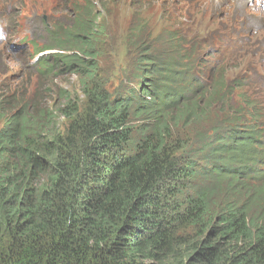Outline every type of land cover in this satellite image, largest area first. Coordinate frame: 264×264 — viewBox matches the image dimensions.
I'll return each mask as SVG.
<instances>
[{
    "label": "trees",
    "instance_id": "1",
    "mask_svg": "<svg viewBox=\"0 0 264 264\" xmlns=\"http://www.w3.org/2000/svg\"><path fill=\"white\" fill-rule=\"evenodd\" d=\"M84 2L71 28L53 9L63 22L45 26L37 54L58 53L36 68L75 75L80 99L0 96V264H264V108L247 94L257 83L232 80L228 60L212 66L183 34L131 38L134 82L112 94L98 74L96 1ZM140 5L182 21L165 1Z\"/></svg>",
    "mask_w": 264,
    "mask_h": 264
},
{
    "label": "rangeland",
    "instance_id": "2",
    "mask_svg": "<svg viewBox=\"0 0 264 264\" xmlns=\"http://www.w3.org/2000/svg\"><path fill=\"white\" fill-rule=\"evenodd\" d=\"M95 1L97 21L105 32L100 45L98 74L110 93L117 94L128 82H134L135 48L131 38L135 41L160 42L173 35L179 39L184 34L187 42H193L191 51L201 46L198 54L204 60L205 43L215 41L221 35L217 32L223 28L225 32L237 35L233 37L234 40L245 41L246 44L241 53L227 61L229 76L238 81L259 80L260 84L253 85L252 92L247 94L258 97L264 108V12L255 10L250 0H158L165 1L167 6L177 10L182 15L181 22H175L174 17L172 22H165L166 16L162 18L156 7L144 8L140 5L147 0ZM1 2L6 5L10 0ZM84 3V0H15L10 19L11 23L23 21L22 34L43 44L51 38L40 31L42 25L39 17L46 15L48 25L54 26L63 20L53 16V9L60 10L56 16H63L61 12L65 10L64 16H68L70 21L64 22L71 28V12L77 11L82 5L85 8ZM4 15L5 12L0 8V17ZM144 28H149L151 32L142 35L140 31ZM231 38V35L224 37L226 42H231ZM20 45L14 38L0 42V96L12 99L16 104L34 101L37 104L48 103L51 107L56 101L62 103L65 91L71 92L73 98L80 99L81 87L75 75L60 78L49 75L44 78L36 71V64H30L29 55L24 54ZM220 47L223 48L222 42ZM28 49L26 52H29ZM3 124L0 117V130ZM57 125L58 132L63 133L67 123L63 119Z\"/></svg>",
    "mask_w": 264,
    "mask_h": 264
},
{
    "label": "clouds",
    "instance_id": "3",
    "mask_svg": "<svg viewBox=\"0 0 264 264\" xmlns=\"http://www.w3.org/2000/svg\"><path fill=\"white\" fill-rule=\"evenodd\" d=\"M11 3H12V0H10V2H8V4L2 5V2L0 0V8H2V10L5 12V15L2 16V17L5 18L6 22H8V24H9L8 35L5 38V40L0 41V42L4 43V42L7 41V39L8 40H11L12 38L16 39V41L21 43L20 47L23 49L24 54L29 55L30 64L32 62H34L33 65L36 64V68H37L38 67V62L43 56H47V55H50V54H56V53H58V51H46L43 54L42 53L41 54H37V51L45 49L48 46L50 41L41 44V43L37 42V40H35L33 38H28L27 35L22 34L21 28L24 27V25H23L24 22L23 21H20V22L14 21L13 23H11V19L10 18L13 15L12 14L13 10H12ZM39 18H41V25L42 26H41V28L39 26L38 27H39V29H40V31L42 33L47 35L46 30H45V26H48V27L51 26V25H48V22H47L48 18L44 14L41 17H39ZM18 29H20V30L17 32ZM223 33H225V32H222V33H219V34L223 35ZM48 37L50 38V36H48ZM223 39H224L223 36L219 35L218 38H216L215 41H209L208 42L207 48L204 50V56H205V60H208L210 64H213L214 54L216 53L217 50H219L221 48L220 44L223 41ZM29 46L31 47L30 50L28 49ZM27 49L29 50V52H26ZM44 54H46V55H44ZM237 55L238 54H236L234 57H236ZM211 58H212V60H211ZM36 71H37V69H36Z\"/></svg>",
    "mask_w": 264,
    "mask_h": 264
}]
</instances>
